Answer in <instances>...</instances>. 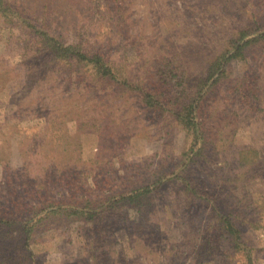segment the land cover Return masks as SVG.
I'll list each match as a JSON object with an SVG mask.
<instances>
[{
  "label": "rangeland",
  "instance_id": "1",
  "mask_svg": "<svg viewBox=\"0 0 264 264\" xmlns=\"http://www.w3.org/2000/svg\"><path fill=\"white\" fill-rule=\"evenodd\" d=\"M129 1L121 27L108 17L90 35L111 41L104 52L139 84H157L154 66L169 62L159 87L167 99L198 96L201 138L0 19V264H264V38L238 50L264 35V0ZM86 197H103L94 220L42 201L82 207Z\"/></svg>",
  "mask_w": 264,
  "mask_h": 264
},
{
  "label": "trees",
  "instance_id": "2",
  "mask_svg": "<svg viewBox=\"0 0 264 264\" xmlns=\"http://www.w3.org/2000/svg\"><path fill=\"white\" fill-rule=\"evenodd\" d=\"M130 6L129 0H105L104 2L101 0H0V19L6 24L19 23L29 27L30 30L26 31L29 35L23 39L25 44H38L50 58L66 62L74 68L88 67L99 83H113L119 88L128 87L130 90L140 92L142 103L150 109L155 111L169 109L188 133L196 141H199L202 132L201 124L196 120L200 102L198 96H193L194 93L190 92L187 99L186 94L183 96L184 101L181 98L171 97L167 99V93L159 87L162 80L161 74H164L163 68H166L170 64L169 62L166 64V61L160 59L154 66V70L157 69L154 73L157 84L155 82H152V85L139 84L128 77L119 75L120 73L110 59V55L104 52V47L110 46L112 42L99 44L90 35L88 28L99 21L98 25L103 24L107 21L104 19L108 17L112 18V22L117 27H121L120 24H122L123 19L128 18ZM66 7L72 8L71 13L73 12L76 18L74 17V20L70 24L68 23L66 30L63 31L60 20L63 19ZM241 35L240 39H245L247 30H244ZM70 36L73 40L70 39ZM19 38H16L15 41ZM263 38V34L257 38H248L242 45H239L238 50L241 51L245 45ZM221 58L220 56L213 61L214 64L210 66L209 74H215L221 69ZM171 69L178 70L181 69V66H173ZM181 74L188 73L183 71ZM187 186L191 187V184L187 183ZM150 193V186H143L131 192L127 196V200L130 204H139ZM72 198L76 199V196L73 195ZM102 199L103 197L96 201L86 197L85 205L82 207L73 202H69V206H63L66 202L51 201L49 198H43L42 201L46 204L45 208L53 209L52 213L55 215L72 220L89 221L94 220L99 215L95 205ZM222 222L226 226L232 241L236 243V241L241 240L242 242L241 233L236 224L226 217L223 218ZM6 225H8V221Z\"/></svg>",
  "mask_w": 264,
  "mask_h": 264
}]
</instances>
